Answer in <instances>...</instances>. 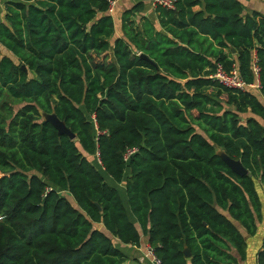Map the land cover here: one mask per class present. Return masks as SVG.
<instances>
[{"label":"trees","instance_id":"1","mask_svg":"<svg viewBox=\"0 0 264 264\" xmlns=\"http://www.w3.org/2000/svg\"><path fill=\"white\" fill-rule=\"evenodd\" d=\"M112 1L4 3L0 264H128L112 239L143 236L160 264H236L230 248L244 259L261 218L264 14L243 15L239 0H171L155 6L160 28L134 21L135 8L117 37ZM253 57L257 90L210 78L235 66L253 83ZM96 152L103 173L88 159ZM105 176L124 183L127 206Z\"/></svg>","mask_w":264,"mask_h":264},{"label":"crops","instance_id":"2","mask_svg":"<svg viewBox=\"0 0 264 264\" xmlns=\"http://www.w3.org/2000/svg\"><path fill=\"white\" fill-rule=\"evenodd\" d=\"M0 2V22L3 21L4 3L7 0H1ZM243 5V15L251 14L253 11L264 14V0H239ZM2 5V6H1ZM136 8V9H135ZM131 9L132 19L139 21L141 17H147L153 23L156 28L159 27L157 13L153 0H115L113 10L110 12L114 21L115 36L122 37L123 31L121 28L123 14ZM200 9L198 6L194 7V10ZM1 46V45H0ZM260 123L264 127V120ZM105 180L111 186L118 187V191L123 199L124 204L127 206V199L125 195L124 183L116 184L110 177L105 176ZM255 189L260 201L261 218L257 221V230L253 236L244 234L246 241L245 258L241 259L233 247L230 248V253L236 258V264H257V253L260 250L262 240L264 239V187L259 180H255ZM130 220H135L129 213ZM114 245L123 252L127 258L128 264H152L151 261L144 257V248L148 244L147 237L143 236L139 246L123 245L118 240L112 239Z\"/></svg>","mask_w":264,"mask_h":264},{"label":"built area","instance_id":"3","mask_svg":"<svg viewBox=\"0 0 264 264\" xmlns=\"http://www.w3.org/2000/svg\"><path fill=\"white\" fill-rule=\"evenodd\" d=\"M115 3V0L111 2L109 7V13L113 10V5ZM154 6L161 5L163 7L172 8V2L171 0H153ZM251 69L254 75V82L253 83H245L243 79H241L239 72L237 68L234 66L231 70L226 71L222 66L217 65L216 70L214 74L210 76V78H213L217 80L222 86L238 89V90H257L259 89V80H258V74H259V68L256 62V58L253 57L252 63H251ZM136 151V149H127L125 153L123 154L124 160H127L131 154H133ZM98 162L100 163L98 152L95 154ZM144 257L148 258L152 264H160L159 258L154 253L153 248L146 244L144 248Z\"/></svg>","mask_w":264,"mask_h":264},{"label":"water","instance_id":"4","mask_svg":"<svg viewBox=\"0 0 264 264\" xmlns=\"http://www.w3.org/2000/svg\"><path fill=\"white\" fill-rule=\"evenodd\" d=\"M144 57V56H143ZM21 69L26 71V67L24 65L21 66ZM43 120L50 122L57 130L58 134H65L71 140L75 139V134L71 132L65 125L63 121H61L55 113H42ZM217 154L226 162V164L238 175L243 176L248 173V171L243 167L239 160L230 158L224 151L217 150ZM185 256H189L188 249H184Z\"/></svg>","mask_w":264,"mask_h":264},{"label":"rangeland","instance_id":"5","mask_svg":"<svg viewBox=\"0 0 264 264\" xmlns=\"http://www.w3.org/2000/svg\"><path fill=\"white\" fill-rule=\"evenodd\" d=\"M0 2H2L0 0ZM2 6V5H1ZM3 10V9H0V11ZM0 16H1V13H0ZM0 51L2 52V54H7V55H10L9 53H7L4 48L2 46H0ZM41 118L43 119V116L41 114ZM197 130L200 131V129L197 127ZM88 159L99 169V171H101V173H103L102 171V168H101V165L100 163L98 162L96 156H88ZM102 229V228H101Z\"/></svg>","mask_w":264,"mask_h":264}]
</instances>
